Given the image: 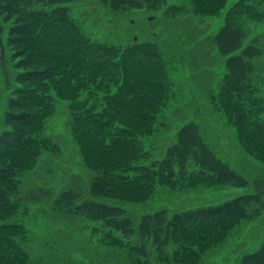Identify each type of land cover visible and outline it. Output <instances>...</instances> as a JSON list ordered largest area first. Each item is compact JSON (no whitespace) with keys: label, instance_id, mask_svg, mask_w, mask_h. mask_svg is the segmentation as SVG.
I'll use <instances>...</instances> for the list:
<instances>
[{"label":"trees","instance_id":"1","mask_svg":"<svg viewBox=\"0 0 264 264\" xmlns=\"http://www.w3.org/2000/svg\"><path fill=\"white\" fill-rule=\"evenodd\" d=\"M70 1L0 0V14L9 23L7 47L14 69L0 131V264H36L17 238L19 234L23 237L22 223L8 216L24 201L38 202L53 195L44 185L20 194L18 173L33 162L23 155L29 146L49 145L52 150L59 146L44 132L57 95L69 101V123L85 148L90 176L86 182L83 176L67 182L51 198L52 208L64 216L98 222L91 231L100 234L99 244L116 251L117 264H190L203 249L200 239L191 241L188 234L204 238L202 232L208 231L223 238L225 230L239 219H254L263 213L264 193L252 190L219 202L161 207L140 214L113 198L136 200L144 193L134 186L148 192L155 182L195 168L208 180L241 186L249 181L217 154L194 119L177 128L164 156L149 159L151 154L141 146L139 135L155 130L156 115L170 90L161 42L150 37L125 44L97 40L73 17ZM101 1L116 12L162 10L173 18L214 14L224 2ZM247 28L245 21L228 15L223 25L202 39L216 47L227 66L226 80L219 94H211L212 102L239 126L246 128L248 123L255 128L264 126V95H257L254 77L257 71L264 72V66L256 65L263 46L260 36L251 35ZM101 89L107 92L109 105L101 111L87 110L82 95ZM255 102L263 105L256 108ZM84 138L90 140V149ZM256 139V150L243 143L262 159L264 134ZM130 187L133 192L125 190ZM239 264H264V236L256 249L241 256Z\"/></svg>","mask_w":264,"mask_h":264},{"label":"rangeland","instance_id":"2","mask_svg":"<svg viewBox=\"0 0 264 264\" xmlns=\"http://www.w3.org/2000/svg\"><path fill=\"white\" fill-rule=\"evenodd\" d=\"M238 1L224 0L219 11L214 14H187L177 18L164 14L162 10L134 8L127 12H116L101 0L69 2L73 17L87 34L97 40L125 44L150 37L161 42L170 90L164 99L166 104L156 115L155 130L147 135H139L141 146L151 154L149 159L164 156L168 145L175 140L177 128L183 121L194 119L217 154L249 181V185L241 186L231 181L208 180L204 173L195 168L189 169L185 175L166 179L163 183L155 182L148 192L134 186L138 192L144 193L136 200L113 197L136 214L153 212L161 207L175 209L219 202L255 190L254 180L264 176V157L261 159L250 153L244 145L248 147L249 143V147L256 150L253 146L258 142L256 138L264 134V126L253 128L248 123L246 128L244 125L239 126L226 110H219L211 100L212 93L221 92L220 85L226 80L227 66L225 57L217 52L213 44L202 38L223 25L228 15L237 20L242 19L248 24L247 29L251 35L260 36L263 53L256 65L264 66V0H243L242 4ZM168 2L182 3L189 0ZM251 6L255 9L253 13L249 10ZM8 24L0 14V36L5 53L3 59L0 57V131L4 126L3 115L10 81L14 76L7 47ZM254 77L257 95L263 97L264 72L257 71ZM106 95L107 92L102 89L98 92L90 91L82 95L85 97L82 104L87 110L101 111L109 105L105 100ZM262 105L255 102L256 108ZM69 117L68 99L57 95L54 110L45 122L44 132L59 146L54 150L49 145L28 147L30 150L23 155L33 158V162L21 168L18 173L20 194L44 185L52 190L53 198L73 177L83 176L85 182L88 180L90 170L82 151L85 148H81L79 139L77 141ZM83 140L88 145L86 149H90V140ZM140 160L144 162L143 158ZM125 190L133 192L132 187ZM51 198L46 197L38 202L24 201L8 216L9 220L22 223L23 237L19 234L17 238L33 262L117 264L116 260L120 259L114 256L116 251L99 244L100 234L91 231L92 225L99 223L64 216L61 211L52 208ZM207 233L202 232L204 238L188 234L191 241L200 239L199 244L203 249L190 264H239L244 253L256 249L262 242L264 211L254 219H239L225 230L221 239ZM161 264L175 262L164 261Z\"/></svg>","mask_w":264,"mask_h":264},{"label":"water","instance_id":"3","mask_svg":"<svg viewBox=\"0 0 264 264\" xmlns=\"http://www.w3.org/2000/svg\"><path fill=\"white\" fill-rule=\"evenodd\" d=\"M0 45H1V48H0L1 55H0V57L3 59L5 53H4V48H3L2 42H1V36H0ZM2 63L4 65V61ZM254 188H255L256 191H259V192H263L264 193V176L263 177L256 178L254 180Z\"/></svg>","mask_w":264,"mask_h":264}]
</instances>
